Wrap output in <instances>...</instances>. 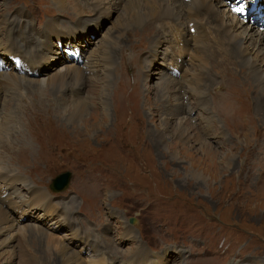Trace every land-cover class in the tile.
I'll list each match as a JSON object with an SVG mask.
<instances>
[{"label": "rangeland", "instance_id": "rangeland-1", "mask_svg": "<svg viewBox=\"0 0 264 264\" xmlns=\"http://www.w3.org/2000/svg\"><path fill=\"white\" fill-rule=\"evenodd\" d=\"M60 1L0 0V18L15 24L5 27L0 23V42L5 44L2 48L7 46L6 34L13 30L23 36V39L11 36L23 56L45 53L48 57L39 66L32 67L36 76L26 74L25 70L18 71L12 66L17 63L10 59L4 60L7 70L13 68L20 75L46 80L54 74H63V66L72 65L73 58L81 64L80 69L96 66L95 73L94 70L84 72L80 95L67 97L69 113L65 115H60L61 103L40 96H60V92L54 93L56 87L43 83L47 93L34 94L30 91H36L32 87L20 84L14 85L15 89L4 78L0 80L1 86L4 83L10 86L0 100V167L17 172L26 185L53 197L58 202L52 200L55 207L66 210L70 219L57 217L55 214H61L58 211L50 216L49 212L19 204L12 210V218L20 223L15 226L22 227L17 238L31 233L33 227L47 229L46 232L64 237L66 245L79 254L83 264H89V258L95 253L96 261L92 262L97 264L98 252L109 257L106 264H133L128 253L136 247L147 251L151 262L145 264H264V116L260 112L263 107H257L255 102L259 96L242 79L245 72L240 76L239 71L237 74L230 70L228 63H222L218 70L221 73L211 75L216 77V84L210 83L209 74L205 84H195L191 80L197 55L194 52L191 72L182 71V75L190 74V81L180 87L185 93L178 94V84L169 81L179 79L180 71L176 75L168 70V44L161 38L166 34L167 25L156 26L159 34L149 46L145 36L152 30L143 24L126 25L142 9L125 10L120 0ZM223 1L233 8L230 3L234 0ZM98 2L102 7L96 10L94 5ZM262 2L259 3L261 10ZM257 3L258 0H253L251 5L244 6L246 17L236 13L237 18L247 22L248 25L241 23L243 26H250L249 34L255 39L258 32L264 33L261 15H251ZM21 20L23 25L17 24ZM177 21L184 23L186 16ZM32 23L40 25L37 28L40 33L34 32ZM44 28L50 29V33L44 32ZM60 28L64 29L63 33L72 30L57 43L54 37L59 36ZM255 44L256 54L260 56L264 52V37ZM69 53L78 56L70 58ZM183 62L188 65L190 59L184 56ZM105 76L111 81L105 80ZM168 82L170 87L166 85ZM103 85L102 92L107 95L101 97V102L106 101L107 116L99 101ZM186 85L193 86L191 94ZM167 88L168 95H172L168 97L171 100L168 105L160 95ZM19 89L22 91L14 93ZM207 91V100L200 107L195 94L201 96ZM81 99L84 106L80 112L84 113L75 115L73 109ZM41 101L51 111L25 113L28 104L38 102L40 106ZM179 121L191 127L189 142L179 144L173 139L172 143L161 144L156 130L166 122L175 125ZM246 132L249 144L240 139ZM200 145L208 146L209 153L198 152ZM64 172L70 175L67 189L49 192L50 183ZM23 187L17 184L15 189L21 196L19 201L31 199L30 191ZM63 196H68V200L59 201ZM17 211L26 215L20 218ZM202 213L222 223L207 222ZM131 219L133 224H129ZM72 232L87 242L79 241ZM209 233L212 239H208ZM29 239L28 248L39 250L36 253L39 261L34 257L38 264L59 263L57 251L52 247H48L45 255V237L34 233ZM202 243L203 247L199 245ZM10 246L1 248L0 264L21 263L18 250ZM156 246L159 252L155 254L161 257L149 252L155 250L148 247ZM170 246H180L183 252L166 255L170 250L165 249ZM94 247L98 251L94 252ZM23 263L29 264V261L26 259ZM143 263L141 258L134 262Z\"/></svg>", "mask_w": 264, "mask_h": 264}, {"label": "bare ground", "instance_id": "bare-ground-1", "mask_svg": "<svg viewBox=\"0 0 264 264\" xmlns=\"http://www.w3.org/2000/svg\"><path fill=\"white\" fill-rule=\"evenodd\" d=\"M234 1H235L234 3L232 2L233 4L230 3L231 6L234 5L232 6L233 8H230L227 4H225V1L223 0L221 1L220 0H120V2L124 3V6L122 7H125L126 8L125 10L142 9L139 12V15L133 18L130 24H126V25L131 26V24L134 23L140 25L143 24V27L152 30V32L149 35L145 36L148 38L149 46L151 45L152 42H154L155 36L159 34L156 26H159L160 28H163L165 25L168 26V27L166 26L165 29L166 34L161 35V38L165 39L166 43L168 44L169 54L166 60L167 65L171 63V60H172V64L178 65L179 63V67H180L179 69L180 74L178 76L179 79H176L177 77L175 76L176 78L173 81H169L174 83V85L178 84L176 93L178 94L185 93L180 87L188 83L190 74H186V76L182 75V71L186 70L185 73L188 71L191 72L190 67L193 60V54L194 52H196L197 53L195 58L196 61L193 62V67L195 68L194 69L195 72L192 75L193 79H191L195 84L198 85L205 84L204 80L208 78V74L211 77L212 74L221 73V71H218L220 70V64L223 63L225 65L226 63H228L230 70L236 71L235 73L239 71L240 76H242L241 72H245V76L242 77V79L250 86V89L253 90V92L255 91L254 94H257V97L259 96L258 99L254 101L256 102L257 107H263L262 111L260 110L258 111H260L261 114L264 116V52H262L259 56L258 53L256 54V49H255L256 48L255 43H257V40H259L260 42V40L264 37V33L258 32L256 39L251 37V35L249 34L250 26H243V25H248L247 22H244L241 18H237L236 16V13H238L236 9L242 8L243 11H240V14L246 17L247 16L246 9L244 8V6H246V4L251 5V1L253 0H234ZM59 2L61 3L60 0ZM59 2H58V6L60 7ZM260 2L261 0H258L257 9L252 10L253 14L251 15H258V16L261 15L262 17L261 21H263L262 23H264V8L262 10L260 9L261 8V6H259ZM75 4L78 5L77 3ZM262 5L264 6L263 2ZM79 7L82 10L81 6ZM101 7H102L101 2H98L94 5V8L96 10H99ZM76 11L78 12V10ZM142 11H145L144 14H141ZM101 12H106V11H101ZM183 16H186V21L184 23L178 22L177 20L182 19ZM172 20H176V22H172L170 24ZM150 22L152 23L148 25V23ZM0 23H4L3 25L5 27L6 26L12 27L13 25H15L14 21L3 20L2 18H0ZM17 24L23 25V20L19 21ZM1 29L2 27H0V30ZM71 30H69L68 32H71ZM189 30L191 31V33H189ZM60 32L61 33L59 34V36L57 37L53 36L55 39H57L58 42L64 37V35L68 33V32L63 33L62 31ZM11 36H12L11 33L6 34L7 53H4V49L6 47L2 48V54H1L3 56L2 62H4L5 59L13 60L15 63L20 64L21 67L28 69L29 70L28 72H30L31 75L36 76V71L32 70V67L34 65L39 66L41 61H45L48 58L47 55L45 53H41L40 55L32 56L26 53V56H23L22 49H20L17 45H15ZM46 47L48 52H50L51 49L49 45L48 46L46 45ZM69 54L71 55V53ZM254 54L256 56H254ZM72 55H75V57L78 56L77 53H73ZM184 56H187L190 59V63L188 65L183 62ZM227 57H230L231 60L227 59ZM14 58H18L20 59V61H17ZM55 58L56 57H54L53 59ZM105 59L109 60L107 58ZM72 61H73L72 65L68 66L67 68L65 67V65L63 66L65 68L64 72L62 71L63 74H54L51 78L46 80L43 78L39 80H35L30 78L28 75L27 76H23L22 74L20 75L18 72L14 71L13 68L7 70L5 68V65L0 64V80L4 78L5 79L4 82L8 83V85L17 86L22 84V86L27 85L29 87H32L36 91H33L30 88L29 89L34 94H40V93L42 94L46 92L43 83L47 87L48 85H51L53 88L56 87V89L54 88L55 89L54 93L60 92V96L62 98L57 95H55L57 96L56 98L52 95L49 96L40 95V96L41 98L51 97L53 98V101L56 104L61 103L59 106V108H61L60 115H65L66 113H69L68 110L69 108L66 102L67 97L75 98V95L76 96L80 95V91L83 87L82 86L83 83L81 79L83 74H85L84 72H86L87 70H94L93 73L96 72V66L95 68L86 67L87 70L80 69L81 64L79 65L75 63V60ZM184 67H189V68L183 70ZM105 69L106 71L109 70L108 63L105 64ZM105 80L109 81L110 79L107 76H105ZM216 81H217L216 77H211L210 79L211 84H216L215 83ZM169 82L166 85H169ZM4 84L1 86L0 83V100L4 96L3 92L6 91L7 93V88L10 87V86L7 87L6 85L4 86ZM105 85H107V83ZM105 85L102 86V89L100 88L97 89H100V92L102 94V95L100 94L99 101L102 105L101 108L104 111H106L105 116H107L108 114H107L106 101L101 102V97L103 95L105 96L107 95L106 92L105 93L102 92L103 89H105ZM190 85H186V87H188V89L191 90L189 91V93L191 94V92L193 91L192 89L193 86L191 87ZM16 86H14L15 89ZM22 89H19L17 91L15 90L16 92L14 93H19L20 91H22ZM218 89L224 91L223 87H220ZM167 90L168 88L163 92H160L161 99H163V103L166 105H168L169 101H171L169 100L170 98L168 97L172 96V95L170 96L168 95ZM197 90L198 89H196L195 91ZM126 94L127 93H125L124 95ZM147 94L150 95V93ZM196 94H195L196 100L199 106L202 107L203 105H201V103L202 101H204V99L207 100L206 97L208 95V91L201 96H196ZM128 95H129L128 98L131 99L132 98L131 92ZM57 98L59 99L58 103H57ZM60 98H61V102H60ZM82 100L83 99H81L80 101H78V103L75 104L76 107L73 109L74 110L73 114L81 115L82 111L80 112V110L84 106ZM81 101L82 104L80 106ZM183 101H184L183 98H181V104L183 103ZM37 103L32 105L28 104L25 113L28 110L31 111H29L27 114H39L44 109L51 111V109H47V105H45L43 101H41L40 106H38ZM156 105L158 107V102ZM130 114L131 113L129 112L128 114L125 115V117L127 118ZM84 115L85 114H83V116ZM190 128L191 127H187L181 121L175 123V125L173 124L171 125L170 123L166 122L163 125H161V129L156 130V135L160 139V143L163 145H166L167 143H172L171 141L173 139H176L179 144L187 143L189 142L188 132H191ZM248 134L249 133L246 132L242 136V138H240L242 143L249 144L250 141ZM172 145L173 144H171V146L169 145V147L171 148ZM197 146H199V144ZM200 146L201 147H198L197 150L198 152L209 153L208 146L206 145H200ZM6 169L7 168L4 167L2 168V166L0 167V236L2 235L4 236L3 239L0 240V251L1 248L10 244L11 248H15L16 250H18L22 259L20 264H24L23 262L26 259L29 261V264H38L34 260V257L39 261L40 257L37 256L36 254L39 250L35 251L34 249L32 250L28 248L30 235L37 233V234H41L46 239V242L43 247L45 255H47L48 253V247L49 248L52 247V249H55L57 251V255L59 257L58 261L60 264H83L81 258L79 257V254H76L75 251H72L68 247V245H66L65 243L66 241H64L65 239L64 237L62 238L56 236L53 234V232L52 233L46 232L45 230L47 229L41 230L40 228L33 227L31 229V233H27L26 235L17 238V235L21 232L22 227L15 226L17 223L18 224L20 223L17 221L16 218L15 220L12 218V212H13L12 210H14L17 206H19V204L25 203L26 206L30 205L31 207H28V209L38 207L43 212L51 213V214L48 213L50 216L54 215L55 211H58L61 214L58 213L55 215L59 216L61 219L66 221L70 219L68 218V212L61 208L60 210H58L53 204L51 197H49V195H47L44 191H42L41 189L35 186L26 185L21 175H19L16 171H15L16 173H13L12 171ZM17 184H21L22 186L27 188L28 191H30L31 196L29 195V197L31 199L19 201V199H21V196L18 191L17 193H15ZM14 196L16 197V199L13 198ZM13 199L15 200L13 201ZM18 213L20 218L25 215L22 212H18ZM60 215H62V217ZM72 235L73 237L75 236L77 237V235L74 234V232H72ZM28 250H30L31 252L29 253ZM93 250L95 252L94 248ZM109 252H111L112 254L113 253L112 249ZM95 254H93L89 258L90 259L89 264L93 263L92 260H94ZM105 256L106 255L100 256L99 254L98 256L99 262L97 264H106L108 262L109 257L106 258ZM128 256L130 258L129 260L130 263L135 258L136 259L141 258V260L144 261L143 264L151 262L150 257L147 254V251L143 247H136L135 250L130 251V253H128ZM95 261L96 260H94V263ZM46 264H51V263L47 262Z\"/></svg>", "mask_w": 264, "mask_h": 264}, {"label": "snow or ice", "instance_id": "snow-or-ice-1", "mask_svg": "<svg viewBox=\"0 0 264 264\" xmlns=\"http://www.w3.org/2000/svg\"><path fill=\"white\" fill-rule=\"evenodd\" d=\"M236 11L240 12V11H243V9L242 8H238V9H236Z\"/></svg>", "mask_w": 264, "mask_h": 264}, {"label": "water", "instance_id": "water-1", "mask_svg": "<svg viewBox=\"0 0 264 264\" xmlns=\"http://www.w3.org/2000/svg\"><path fill=\"white\" fill-rule=\"evenodd\" d=\"M60 184H62V183H60ZM62 186H64V184H63ZM62 186H61V187H62Z\"/></svg>", "mask_w": 264, "mask_h": 264}]
</instances>
